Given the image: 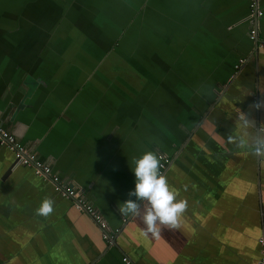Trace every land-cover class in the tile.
<instances>
[{
  "label": "crops",
  "instance_id": "obj_1",
  "mask_svg": "<svg viewBox=\"0 0 264 264\" xmlns=\"http://www.w3.org/2000/svg\"><path fill=\"white\" fill-rule=\"evenodd\" d=\"M248 3L0 0V125L119 230L107 244L0 146V264H258L264 157L246 145L264 137V0L258 48ZM144 151L171 158L163 176L188 204L157 236L117 209Z\"/></svg>",
  "mask_w": 264,
  "mask_h": 264
},
{
  "label": "clouds",
  "instance_id": "obj_2",
  "mask_svg": "<svg viewBox=\"0 0 264 264\" xmlns=\"http://www.w3.org/2000/svg\"><path fill=\"white\" fill-rule=\"evenodd\" d=\"M246 146L250 149V154L257 158L264 157V137L257 134ZM159 169V158L152 151H144L134 157L130 169L134 176V186L127 195L135 199H127L119 203L117 208L121 215L139 217L144 225V232L153 236L159 235L161 226L172 230L179 228L188 206L185 199H176V193L169 188ZM53 204L51 198L45 197L35 209V214L47 217L54 210Z\"/></svg>",
  "mask_w": 264,
  "mask_h": 264
},
{
  "label": "built area",
  "instance_id": "obj_3",
  "mask_svg": "<svg viewBox=\"0 0 264 264\" xmlns=\"http://www.w3.org/2000/svg\"><path fill=\"white\" fill-rule=\"evenodd\" d=\"M248 7V21L250 23L248 37L251 41H256L258 32L257 21L262 17L263 13L258 6V0H249ZM244 62V59H239L234 66V70L237 72ZM0 146L8 148L13 153L16 166L30 168L36 176L49 181L52 184L54 191L58 195H60L62 198L70 200L77 211L89 215L91 219L98 225L101 231L102 239L107 244L112 245V241L118 236L119 230L111 229L101 214L94 208V206L86 201L80 190H77L70 183L62 182L58 175L52 172L50 166L47 163L40 161L34 153L29 151L14 137L13 134L4 129L1 125ZM159 161V170L161 175H163L171 164V158L164 154H160ZM259 243L262 247V257L258 264H264V239H260ZM123 262L130 264V261L127 258H123Z\"/></svg>",
  "mask_w": 264,
  "mask_h": 264
},
{
  "label": "water",
  "instance_id": "obj_4",
  "mask_svg": "<svg viewBox=\"0 0 264 264\" xmlns=\"http://www.w3.org/2000/svg\"><path fill=\"white\" fill-rule=\"evenodd\" d=\"M255 43H256V48H258V43H259V40L258 39H256V41H255ZM15 162V161H14ZM15 165V164H14ZM13 165V166H14ZM21 167V166H20ZM10 172V169L6 172V174L5 175H7V173H9ZM112 245H116V240L114 239L113 241H112Z\"/></svg>",
  "mask_w": 264,
  "mask_h": 264
}]
</instances>
